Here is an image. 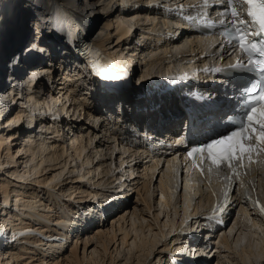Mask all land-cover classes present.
<instances>
[{
    "label": "bare ground",
    "instance_id": "1",
    "mask_svg": "<svg viewBox=\"0 0 264 264\" xmlns=\"http://www.w3.org/2000/svg\"><path fill=\"white\" fill-rule=\"evenodd\" d=\"M150 1L160 4L158 0H118L123 4L118 9L114 7L117 0H0V92L8 86L0 94V235L4 229L11 232L4 243L0 241V264H119L121 259L127 261L128 255L137 256L136 264H155L158 259L168 264L161 254L171 251L166 247L174 238L168 235L179 229L177 222L186 219L191 206L190 215L205 205L194 200L196 180L188 172L182 179L183 196L176 193V160L166 162L163 168L160 158L151 164L144 161L143 172L137 177L131 175L134 168L123 167V161L117 167L111 164L115 146L108 132L115 139H129L138 127L152 130L151 123L159 128L166 122L173 125L166 129L177 130L179 121L174 120L181 115L178 98L159 96L157 110L136 114L132 104L141 101H132L131 93L144 87L146 78L164 59L199 52L196 45L186 42L185 34L172 43L166 41L162 33L170 32L168 19L174 14L154 12L171 3L163 0V6L147 9ZM90 29L95 30L89 36ZM74 32L84 40L92 38L99 47L124 53V63L133 65L128 73L129 88L117 95L101 92L79 60V43L74 41L72 49L65 44L67 35ZM8 34L10 47L5 45ZM210 43H204L201 50L209 49ZM172 45H179V51ZM137 66L143 69L141 76L133 72ZM55 72L59 75H53ZM7 77L12 80L10 86ZM225 86L223 92L213 91L221 100L215 103V112L229 97L230 85ZM85 104L90 105L85 111L87 118L78 121ZM143 106L149 107V100ZM104 116L111 120V131H106V124L95 122ZM20 138L22 142L15 143ZM136 148V152L141 150ZM126 152L131 155L133 151L121 150V154ZM215 173L213 168L208 179L218 181ZM253 177L255 192L261 193L264 205V166L250 184ZM116 179L123 180L120 186L125 187L128 180L134 187L119 194L121 191L111 186ZM248 191L246 188L244 193L248 195ZM131 192L137 193L138 202L116 200ZM204 200L210 201L209 196H203ZM241 210L233 227L217 237L214 250L221 247L224 251L218 254L226 258L233 251L240 254L228 258L231 264H264V224L254 210ZM176 243L180 246L175 247L170 264H195L202 259L194 251L200 242L184 239ZM150 257L156 262H150ZM222 259L214 264H225Z\"/></svg>",
    "mask_w": 264,
    "mask_h": 264
},
{
    "label": "snow or ice",
    "instance_id": "2",
    "mask_svg": "<svg viewBox=\"0 0 264 264\" xmlns=\"http://www.w3.org/2000/svg\"><path fill=\"white\" fill-rule=\"evenodd\" d=\"M215 3L223 6V10L217 12V20L205 21L202 17L192 16H185V20L224 26L220 35L230 45V48H225L224 54L229 58L237 57L236 63L229 64L228 68L241 73V82L233 85L236 104L232 114L217 122L222 130L211 136L203 133L193 145L186 147L184 158L190 160L192 167L202 175L206 162H210L208 173L213 168H226L229 174L223 178L228 184L223 188V195L227 200L233 182H239V186L244 187L242 177L247 172L241 170H250L254 164L264 166V0H215ZM208 4L209 0H202L203 7ZM221 47L224 45L221 44ZM84 55L88 57L87 66L92 74L101 80H119L126 75L122 67L104 61L101 52L92 45L84 46ZM204 71L222 69L205 68ZM244 74H254L255 78ZM174 143L184 144L186 141L181 136ZM253 203L259 215L264 216V205L259 200ZM223 211L224 206L214 209L215 214ZM214 218L215 215L209 217Z\"/></svg>",
    "mask_w": 264,
    "mask_h": 264
},
{
    "label": "rangeland",
    "instance_id": "3",
    "mask_svg": "<svg viewBox=\"0 0 264 264\" xmlns=\"http://www.w3.org/2000/svg\"><path fill=\"white\" fill-rule=\"evenodd\" d=\"M117 3H118V0H117ZM50 10H51V8H50ZM32 22H33V21H29V23H32ZM160 22H161V21H160ZM30 25H31V24H30ZM28 26H29V25H28ZM94 30H95V29H94ZM94 30H93V32H91V29H90L88 35H89V34L92 35V34L94 33ZM10 31H11V30H8L9 33H11ZM139 32H140V31H139V29H138L137 33H139ZM90 35H89V36H90ZM137 35H138V34H137ZM9 36H10V34H8V36L6 37V43H5V45H6L7 47H10V43H9V42H12V40H11V41H8V40H7V38H9ZM53 38L56 39L54 36H53ZM183 43H185V42H182L181 44H183ZM150 46H151V45H150ZM178 46H179V45H173V48H172V47H171V48H172L173 50H176V49L178 50V49H179V48H177ZM163 47H165V46H163ZM121 49H122V48H121ZM183 49L187 50L186 48H183ZM177 50H176V51H177ZM178 51H179V50H178ZM187 51H188V50H187ZM138 67H139V66H137V68H136L137 71H133V72H135L136 74H138V76H141V73H142V70H143V69L140 68L141 66H140L139 68H138ZM143 67H144V66H143ZM156 67H157V68H156ZM156 67H155L153 70H158V69H160L162 66L160 65V66H156ZM144 68H145V67H144ZM57 73H58V72L54 73V75H56ZM56 76H57V75H56ZM142 87H143V86L141 85V86H140V88H141L140 90H141V91L143 90ZM52 88H53V87H52ZM6 89H8V86L2 88L0 94L2 93V91H5ZM132 97H133V93H131V97H130V98H132ZM7 104H8V103H7ZM132 105L135 107V110H138V108H137L134 104H132ZM0 106H1V105H0ZM79 118H80V117H79ZM41 126H42V125H41ZM21 131H22V128H21ZM22 138H23V137H22ZM22 138H20L18 141H15V143H16V142H22V141H21ZM16 146H18V145H16ZM14 152H16V147L13 148V155L15 154ZM17 158H18V157H17ZM21 158H22V157H21ZM16 160H17V159H16ZM18 162H19V161H18ZM19 166H20V165H19ZM21 166H23V164H22ZM3 174H4V173H2V175H3ZM2 175H1V176H2ZM4 176H6V173H5ZM140 181H141V180H140ZM140 181H138V182H140ZM155 185H156V184H155ZM131 193H132V195H129V194H128L127 199H126V202H127L128 199H129L128 202H130V201H131V202H132V201H133V202H134V201H137V202H138V200H137L138 197H137V195H136L137 193H135V192H134V193L131 192ZM116 200H121V199L118 197V198H116ZM131 206H132V205H131ZM130 209H131V211H132L133 206H132V208H130ZM8 211H9V209H8ZM113 213H114V212H113ZM113 213H111V214H113ZM109 214H110V213H109ZM109 217H110V216H109ZM109 217H108V218H109ZM0 218H1V217H0ZM0 221H1V220H0ZM108 223H109V220L107 221V224H108ZM96 224H97V222H96ZM109 226H110V223H109ZM92 228H93V226H92ZM68 243H69V242H68ZM68 243H67V244H68ZM67 246H68V245H67ZM132 250H133V249H132ZM223 251H224V250H223ZM229 252H230V251H229ZM231 252H232V251H231ZM225 253H226V251H225L223 254H225ZM232 253H233V254H232ZM232 253H231L230 256H229L230 259H233V258H232L233 256H234L235 258H236V257L239 258V255H240V254L238 255V254H237L236 252H234V251H233ZM217 254H218V253H217ZM218 255H219V254H218ZM232 255H233V256H232ZM154 256H155V255H154ZM222 256H223V259H222L221 261H223V263L225 262V264H231V263H230V260L228 259L229 257L226 258V257H224V255H221V257L219 256L218 259H216V257H214V260L216 259L215 262H217L218 260H220V258H222ZM161 257H162V256H161ZM120 258H124V256H123V257H120ZM147 260H148V259H147ZM149 260H150V262H153V261L156 262V258H155V257H154V259L150 257ZM158 260H159V259H158ZM125 262H126V264H136V263H137V256H132V258H129V255H128V260L126 261V260L121 259L119 264H125ZM163 263H164V262H163V259H161V260L157 261V263H155V264H163ZM153 264H154V263H153Z\"/></svg>",
    "mask_w": 264,
    "mask_h": 264
}]
</instances>
